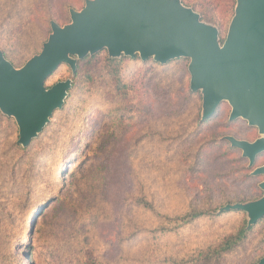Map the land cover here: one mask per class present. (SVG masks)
Here are the masks:
<instances>
[{
	"label": "rangeland",
	"instance_id": "374dc122",
	"mask_svg": "<svg viewBox=\"0 0 264 264\" xmlns=\"http://www.w3.org/2000/svg\"><path fill=\"white\" fill-rule=\"evenodd\" d=\"M85 1L0 0V49L21 68L40 53L49 23L70 24L69 9L79 12ZM179 1L217 29L221 44L236 0ZM106 58L102 52L82 62L65 108L29 149L16 145L17 127L3 119L0 264H84L90 257L100 264H256L264 219L232 251L197 258L247 222L242 213L217 215L220 207L264 195V177L252 175L264 155L249 169L241 151L222 141L252 143L258 130L242 119L230 123L227 102L199 125L201 94L189 92L188 59L161 67L122 58L123 99ZM66 79L61 65L45 86ZM194 210L210 215L182 225L176 219Z\"/></svg>",
	"mask_w": 264,
	"mask_h": 264
},
{
	"label": "water",
	"instance_id": "95a60500",
	"mask_svg": "<svg viewBox=\"0 0 264 264\" xmlns=\"http://www.w3.org/2000/svg\"><path fill=\"white\" fill-rule=\"evenodd\" d=\"M70 24L50 22L51 33L39 54L14 68L0 52V112L13 118L17 144L26 148L56 110L63 107L71 80L46 88V80L61 66L76 72L77 60L106 50L111 58L138 55L159 64L189 60L190 90L202 95L205 121L222 102L231 108L229 121L242 119L260 138L250 143L225 139L241 151L249 167L264 154V0H236L226 38L202 23L197 13L179 0H86L79 11L70 9ZM253 176L264 177V166ZM264 192V180L259 184ZM222 211H241L253 226L264 218V195ZM257 264H264V256Z\"/></svg>",
	"mask_w": 264,
	"mask_h": 264
},
{
	"label": "trees",
	"instance_id": "16d2710c",
	"mask_svg": "<svg viewBox=\"0 0 264 264\" xmlns=\"http://www.w3.org/2000/svg\"><path fill=\"white\" fill-rule=\"evenodd\" d=\"M181 4H183V3H181ZM183 6H185V5H183ZM185 7H186V6H185ZM235 7H236V5H235ZM235 7H234V11H235ZM69 10H70V9H69ZM233 16H234V14H233ZM232 18H233V17H232ZM51 22H54V21H51ZM49 26H50V23H49ZM50 33H51V32H50ZM226 35H227V34H226ZM218 37H219V33H218ZM225 38H226V37H225ZM225 38L221 41V43L224 42ZM46 41H47V40H46ZM0 52L3 54L4 58H5V59H6V60H7V61H8V62H9L14 68L18 69V68L15 67L14 64L8 59L6 52H4L2 49H0ZM102 52H106V56H107L106 60H107V62L109 63V66L111 67L110 73H111V75L113 76V79H114V81L116 82V87H117V89L119 90L120 96H121L123 99L126 98V90H125V88H123V87L120 86L119 79H118V73H119V70H120V67H121V63H122V61H123L122 58L130 59V60L138 59L142 64H146V63H148V62L151 61L154 65H156V66H161V67L168 66V65H169L170 63H172L173 61H179V60H186V61H188V60L185 59V58H180V59H175V60L169 61V62H167L166 64H163V65H162V64H159V63H157V62H154L152 59H148V60L142 61V60L139 58L138 55H135L134 57H125V56H121V57H119V58H111V57L108 56V53H107V51H106L105 49L102 50V51H100V52H98V53H96V54H94V55H88L86 58H84V59H82V60H77V62H76V72H75V74L72 73V71H71V69H70L69 66L65 65V66L69 69V71H70L71 79H66V80H71V88H70V90L67 92V97H66V99H65V102H64V104H63V107H62L60 110H56V111L53 113V115H54L56 112H60V111H62V110L65 108V106H66V104H67V101H68V99L70 98V95H71V93H72V91H73V89H74L75 79H76V78L78 77V75H79V72H80V65L82 64V62H84V61H92V60H94V59L98 56V54H100V53H102ZM19 68H20V67H19ZM187 68H188V67H187ZM46 81H47V80H46ZM61 82H63V81H61ZM57 83H58V82H57ZM46 88H50V87H46ZM189 92L192 93V94L195 93V92H192V91L190 90V82H189ZM199 93L201 94L200 91H199ZM201 102H202V95H201ZM219 106H220V105H219ZM219 106H218V108H219ZM201 108H202V103H201ZM218 108L216 109V111H215V113L213 114V116H211L210 118H208V119L205 120V121H202V120H201V117H202V110H201V115H200V118H199V125H202V124L208 122L211 118H213V117L216 115ZM0 115L2 116V118H0V125L3 123V119L6 120V118L9 119V120L14 121L13 118H8V117H6L5 115H3L1 112H0ZM53 115H52V116H53ZM52 116H51V118H52ZM51 118H50L48 124H50ZM228 118H229V117H228ZM228 121H229V119H228ZM235 121H237V120L229 121V122L232 123V122H235ZM14 123H15V121H14ZM48 124L43 128V130L41 131V133H40L36 138H34V139L30 142V144H29L26 148H23L22 146H20L19 144H17V142H16V145L19 146L22 150H27V149H29L30 146L32 145V143H33L37 138H39V136L45 131V129H46V127L48 126ZM15 125H16V123H15ZM16 127H17V126H16ZM17 134H18V128H17ZM226 137H233V136H223V137H222V138H223L222 141L229 143V142L225 139ZM233 138H235V137H233ZM235 139H236V138H235ZM17 140H18V138H17ZM237 140H238V139H237ZM229 145H230V143H229ZM230 147H231V145H230ZM231 148H232V147H231ZM262 155H264V154H261V155H259V156L256 157V159H255V163H254V165H253L252 167H249V162H248V168H249V169L254 168L255 164L257 163L258 158H259L260 156H262ZM247 161H248V160H247ZM254 169H256V168H254ZM254 169H253L252 171H254ZM260 198H261V197H260ZM260 198H259V199H260ZM259 199H257V200H259ZM257 200H254V201H257ZM254 201H252V202H254ZM246 203H247V202H246ZM246 203H243V202H236V203H228V204H225L224 206L220 207V208L217 210V215H223V214H227V213H242V214H245L244 212H241V211H227V212H226V211H222V209H223L225 206H227V205L246 204ZM40 209H41V208H39V210H40ZM212 212H213V211H212ZM212 212H211V213H212ZM214 212H215V211H214ZM35 215L37 216V214H35ZM35 215L33 216L32 220H31L30 223H29V233H32V232L35 230V225H36V222H37ZM209 215H210V212H208V211H195V210H194V211H191V212H189V213H186V214H184V215H182V216H179V217L176 218V219H177V220H180V221H181V225H182V224H188V223H190V222H192V221H195V220L198 219V218L206 217V216H209ZM245 215H246V214H245ZM246 218H247V222H243V223H242V224H241V225H240V226L234 231V233H232V234H230V235H228V236L223 237V239H221V241H220L218 244H216L215 246H212V247H208V248H207V249H208L207 251H206V250H205V251H201V252L198 254L197 262L199 263V262L202 261L203 259H205L206 262H209V261L212 260V259H217V258H219L220 256H222L223 254L232 251L234 248H236L237 246H239V245H240V244L246 239L247 234L250 232V230H251L254 226H256L260 221H262V220L264 219V218H262V219L259 220L255 225H253V226H249V225H248V217H247V215H246ZM28 247H29L28 244L24 246L25 251H26V249H28ZM24 255H26V253H25ZM260 259H261V258H260ZM260 259H259V260H260ZM189 262H192V264H195V258L193 259V261L190 260ZM257 263H258V262H257ZM257 263H256V264H257ZM84 264H100V263H98L97 260H96L95 258L90 257V258L87 259V262H84Z\"/></svg>",
	"mask_w": 264,
	"mask_h": 264
}]
</instances>
